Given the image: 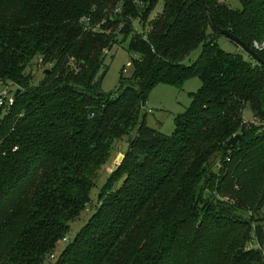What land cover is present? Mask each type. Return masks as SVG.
Instances as JSON below:
<instances>
[{
    "label": "trees",
    "instance_id": "1",
    "mask_svg": "<svg viewBox=\"0 0 264 264\" xmlns=\"http://www.w3.org/2000/svg\"><path fill=\"white\" fill-rule=\"evenodd\" d=\"M158 2L0 0V80L21 91L0 117V264H264L249 247L264 246V0H163L150 19ZM211 19L263 63L224 51ZM123 42L133 73L104 93V49ZM34 58L52 65L38 83ZM196 77L173 133L148 127L153 86ZM125 136L94 213L49 262Z\"/></svg>",
    "mask_w": 264,
    "mask_h": 264
},
{
    "label": "rangeland",
    "instance_id": "2",
    "mask_svg": "<svg viewBox=\"0 0 264 264\" xmlns=\"http://www.w3.org/2000/svg\"><path fill=\"white\" fill-rule=\"evenodd\" d=\"M224 1H226L234 9L240 8L239 0ZM162 7L163 0H159L157 6L150 15V19L155 18L159 13H161ZM133 27H135L136 31L139 33L146 32L143 31V28L138 21H134ZM219 44L224 51L226 50L231 53L243 54L246 59L249 58L241 47L235 45L225 37L220 38ZM127 45V42H123L114 46L105 56V65L108 66V70L101 84V88L104 93L117 94V87L119 85L121 75L120 71L122 67H125V70L123 71L125 77H130L133 73L132 67L129 66L132 55L128 52ZM198 53L199 50L197 49L192 52L190 56L185 59V64H191L198 57ZM51 67V64L45 63L44 65L40 63L39 58H34L33 62L26 69V72H30L31 75H33V82L38 83L44 77V69ZM200 84V80L197 77L184 82L181 89L163 82L156 83L149 92L148 99L146 101L148 102L146 107L151 110V113L146 111L147 114H145L143 110L141 112V116H143V114L146 115L144 117L146 119L147 126L155 128L166 135L172 134L174 129V117L181 114L190 105V94L195 93L200 88ZM243 114L245 120L251 121L253 119L249 109H245ZM127 144L128 137L126 136L123 137L122 140L114 142L110 157L106 162L107 164L102 166L98 172L96 186L93 187L90 193V203L85 207V211L81 213L79 219L70 223L71 230L65 235V238L67 237V239L64 240L65 238H63L62 241L58 243L54 252L55 257H50L49 262L55 261V259L59 256V253L65 248L68 240L70 241L74 238L75 234L84 225L91 214L94 213L96 206L99 204V197L101 195L100 189L106 184L110 173L123 159L124 151L127 149ZM262 213L264 214V207Z\"/></svg>",
    "mask_w": 264,
    "mask_h": 264
},
{
    "label": "built area",
    "instance_id": "3",
    "mask_svg": "<svg viewBox=\"0 0 264 264\" xmlns=\"http://www.w3.org/2000/svg\"><path fill=\"white\" fill-rule=\"evenodd\" d=\"M84 22L87 23L88 19H83ZM254 48L256 49H263L264 48V41L261 43H258L255 41L254 43ZM104 53L108 54L109 49H104ZM16 87H14L11 83H5L4 81L0 80V117L8 112V109L11 107V105L14 103L13 101V96L15 93ZM146 111L151 113V110L146 107ZM254 123L257 125H260L262 128V131L264 132V121L263 122H258L254 120ZM250 248H258L262 249V253L264 255V246H259L257 241L255 240L254 243L249 244Z\"/></svg>",
    "mask_w": 264,
    "mask_h": 264
},
{
    "label": "water",
    "instance_id": "4",
    "mask_svg": "<svg viewBox=\"0 0 264 264\" xmlns=\"http://www.w3.org/2000/svg\"><path fill=\"white\" fill-rule=\"evenodd\" d=\"M205 8H206V0H202ZM211 24L213 25V27L218 31V33L222 36V37H225L227 39H229L230 41L234 42L235 44H237V46L241 47V49L246 53L248 54L252 59L260 62V63H263V61L261 60V58L259 57L258 53H256L254 50L250 49L246 43L244 41H242L241 39H238L237 37H235L229 30L227 29H222V28H219L218 26H216L215 24H213L212 22V19H211ZM264 64V63H263ZM49 70L46 69L44 74L45 73H48ZM21 91L19 88H16L15 89V93H14V96H13V101H15V99L20 95ZM239 138V135H235L233 136L232 138H230L228 140V143L231 144V145H235L237 139ZM208 194V193H207Z\"/></svg>",
    "mask_w": 264,
    "mask_h": 264
}]
</instances>
